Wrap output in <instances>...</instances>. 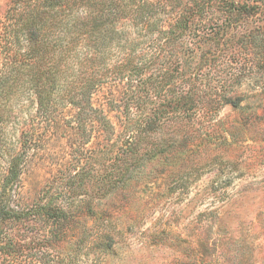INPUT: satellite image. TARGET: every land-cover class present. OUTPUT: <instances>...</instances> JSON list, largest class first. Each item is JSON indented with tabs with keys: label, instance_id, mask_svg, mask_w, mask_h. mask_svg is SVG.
Returning <instances> with one entry per match:
<instances>
[{
	"label": "rangeland",
	"instance_id": "obj_1",
	"mask_svg": "<svg viewBox=\"0 0 264 264\" xmlns=\"http://www.w3.org/2000/svg\"><path fill=\"white\" fill-rule=\"evenodd\" d=\"M46 1L0 0V198L31 212L3 224V240L16 246L0 250V264H264V45L244 40L249 32H264V13L229 15L220 0H149L160 8L155 14L161 19L158 32L131 25L129 17H105L108 21L93 32L91 43L78 38L76 50L89 46L104 55L99 59L110 68L126 63L124 51L136 50L143 62L160 52L157 69L168 64L166 50L186 57V47L164 43L167 38L183 32L188 23L203 30L194 45L197 77L178 83L205 106L180 134V141L189 139L106 193L96 182L80 186L69 178L77 168H93L94 156L105 151L103 143L94 142L93 122L88 121L84 137L58 128V121L59 126L75 121L74 106L71 111L54 106L45 113L36 86L13 85L1 76L5 53L13 49L12 28L19 16L15 7L36 5L43 12L49 7L45 16L57 25L48 33L59 32V0L55 10ZM94 1L63 0L71 12L64 19L75 23L74 34L81 36L76 20ZM248 1L264 10V0ZM227 18L230 27H216ZM128 36H137L139 43H127ZM244 67L255 74L239 82L237 91L248 99L242 107L250 102L251 108H233L223 98L229 93L224 79ZM171 89L163 80L157 91L141 92L136 81L111 75L96 98L117 116L136 98L150 112L168 102ZM134 106L131 116L139 112ZM17 167L20 177L12 185L7 177ZM47 192L62 210L47 245L39 250L36 242L52 228L40 221V202Z\"/></svg>",
	"mask_w": 264,
	"mask_h": 264
},
{
	"label": "trees",
	"instance_id": "obj_2",
	"mask_svg": "<svg viewBox=\"0 0 264 264\" xmlns=\"http://www.w3.org/2000/svg\"><path fill=\"white\" fill-rule=\"evenodd\" d=\"M220 1L225 7L224 12L229 15H252L259 11L264 13L259 3L248 0ZM46 3L52 10L58 5L55 0H47ZM58 6L59 32L56 35L48 33L51 27L57 25L54 19L49 21L45 16L50 10L49 7L45 12L36 5L29 8L15 7L19 16L14 22L16 26L12 28L13 49L5 53V65L1 76H7L13 85L26 82L36 86L34 92L40 108L45 113L49 114L54 106L67 111L73 110L70 106H74L75 121L66 124L67 126L64 123L59 126L58 121V128L72 131L78 137H84L87 133L88 121L93 122V130L97 134L93 138L94 142L103 143L102 148L105 151L94 156L93 168L88 170L84 167L77 168L70 171L69 178L80 186L87 182H96L98 188L106 190L107 193L131 179L136 169L165 154L174 144L178 145L189 139V136L186 138L183 136V140L180 141V134L188 130L186 127L190 117L205 106L194 102V92L186 91V88L181 86L182 82L179 85L178 83L186 78L193 80L197 77L195 68H192L197 51L194 45L200 42L203 30L199 26L190 28L188 23L183 32L167 38L164 43L171 42L174 46L184 45L186 57L180 55L181 52L178 50H166L165 58L168 59V64L164 67L162 64V68L156 69L154 66L162 59L163 55L160 52L154 54V58H150L149 61L143 62L136 58L138 53L134 49L130 52L124 51L127 54L125 64H115V68H110L102 65L103 61L99 59L104 55L99 56L100 52L94 51L89 46L85 51L76 50L78 38L81 43H91L93 32L108 21L105 17H129L128 22L131 25L137 24L141 29L149 28L150 32L156 33L161 20L155 16L160 9L158 5L149 0H96L89 4L87 9L85 8V13L77 18V22L75 21L81 36L73 33L75 23L64 19L71 13L67 11L68 5L64 6L63 0H59ZM216 27L219 29L230 27L229 19L218 21ZM249 33L245 35V42L259 47L264 45V32ZM137 39V36L131 38L128 36L127 43L138 44ZM165 68L167 71L164 70ZM147 71L150 73L147 74ZM254 74L247 67L240 71L231 70L230 74H226L224 82L229 81L228 85H225L229 93L223 96L226 104H231L233 108H251L250 102L246 107H242V102L246 100L248 102V99L237 91V84ZM111 75L119 78L128 77L130 81H136L141 92L157 91L161 81L164 80L170 86L173 85L168 96L170 99L167 103L163 101V104L154 106L150 112L144 110L141 104L143 100L131 99L120 108V114L115 116L112 114L113 110L108 105L105 106L104 101L100 102L96 98ZM58 87L59 91L56 92ZM132 104L136 105L134 107L139 111L136 116L130 115ZM14 157L21 160L18 155ZM10 172L7 179H10L14 185L20 177L19 167L11 168ZM40 207L43 210V218L40 221L44 222L45 226L51 225L52 228L46 229L41 240L36 242L38 245L36 248L39 250L47 245L53 225L58 222L57 217L62 210L48 192L43 196ZM30 215V210L21 211L15 204L12 205V201L0 198V250L5 252L8 246H16V243L11 242L9 238L3 240L1 228L5 221L28 218ZM34 246V242L28 244L30 249Z\"/></svg>",
	"mask_w": 264,
	"mask_h": 264
}]
</instances>
